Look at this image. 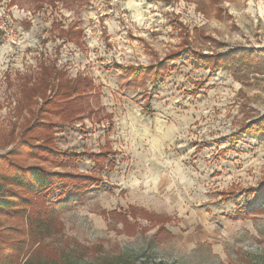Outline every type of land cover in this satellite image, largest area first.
<instances>
[{"label":"rangeland","instance_id":"obj_1","mask_svg":"<svg viewBox=\"0 0 264 264\" xmlns=\"http://www.w3.org/2000/svg\"><path fill=\"white\" fill-rule=\"evenodd\" d=\"M175 52L184 54L156 84L121 69ZM193 52L243 56L212 72L196 68ZM45 78L53 88L89 84L74 100L76 119L50 120L56 148L79 156L68 170L101 186L60 204L62 228L42 237L45 255L56 256L53 243L89 248L84 262L120 252L147 264L260 261L264 193L254 188L264 180V139L234 144L232 135L264 118V0H0V155L43 106L32 89ZM98 153L102 170L89 156Z\"/></svg>","mask_w":264,"mask_h":264},{"label":"trees","instance_id":"obj_2","mask_svg":"<svg viewBox=\"0 0 264 264\" xmlns=\"http://www.w3.org/2000/svg\"><path fill=\"white\" fill-rule=\"evenodd\" d=\"M183 54V52L169 54L160 64L154 66H129L121 69L131 73L136 81L137 78H153V84H156L163 78L169 62L180 60ZM235 55L228 53L212 56L193 52L192 59L196 68L203 66L214 72L223 67L229 68L231 61L243 56L237 54L235 57ZM51 76L52 74L47 77L48 80ZM57 76L55 74L54 77L57 79ZM53 86L54 84L48 83L46 78L38 79L32 89V96L42 95L43 106L35 111L29 110L32 121L18 139H15L16 144L13 149L0 155V264H147V262H138L134 257L122 252L101 257L95 254L91 261L84 262L91 252L89 248L77 253L72 251L67 253L64 244L56 246L51 243L54 246L53 250L57 251L56 256L44 254L50 245L43 239L44 236L62 228L60 224L57 225L58 218L63 213L59 208L60 204H68L71 199L80 204L93 191L101 190L96 176L68 170L79 160V156L77 153L62 152L56 148L53 135L56 123L50 120L53 118L67 122L71 118L76 119L77 108L74 100L80 97L84 90L89 89L85 88L89 84L78 85L66 82L61 86L58 84L60 88L55 86L54 89ZM51 88L53 95L48 99L45 93ZM246 135H255L264 139V118L241 126L232 135L233 143ZM89 156L93 157L96 168L102 170L103 162L107 159L106 154ZM23 157L34 158L38 164L28 165L23 161ZM43 164L52 166L53 169ZM56 188H60L62 193L58 200L50 202L47 198ZM254 189H257L255 192L259 194L264 193V180ZM255 209L258 208L250 207L247 211ZM138 210L146 212L131 207L128 213L131 215ZM101 213L106 217L114 215L124 218L115 211ZM244 214L245 210L242 216ZM160 216L165 220H171L168 216ZM239 261L242 264H255L242 259ZM256 264H264V254Z\"/></svg>","mask_w":264,"mask_h":264},{"label":"built area","instance_id":"obj_3","mask_svg":"<svg viewBox=\"0 0 264 264\" xmlns=\"http://www.w3.org/2000/svg\"><path fill=\"white\" fill-rule=\"evenodd\" d=\"M112 6H116L121 2V0H108Z\"/></svg>","mask_w":264,"mask_h":264}]
</instances>
